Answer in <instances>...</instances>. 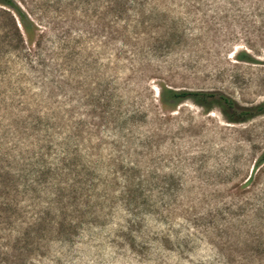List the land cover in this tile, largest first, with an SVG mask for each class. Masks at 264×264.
I'll use <instances>...</instances> for the list:
<instances>
[{"label":"rangeland","instance_id":"374dc122","mask_svg":"<svg viewBox=\"0 0 264 264\" xmlns=\"http://www.w3.org/2000/svg\"><path fill=\"white\" fill-rule=\"evenodd\" d=\"M0 13V264H264V0H14ZM246 53L249 60L240 61Z\"/></svg>","mask_w":264,"mask_h":264},{"label":"trees","instance_id":"16d2710c","mask_svg":"<svg viewBox=\"0 0 264 264\" xmlns=\"http://www.w3.org/2000/svg\"><path fill=\"white\" fill-rule=\"evenodd\" d=\"M0 13L12 20V26L19 38L26 37L27 41L32 43L35 26L14 0H0ZM249 58L246 53L238 56L240 61L249 60ZM184 101H192L206 111L216 109L231 124L245 123L264 115V103L241 107L232 98L220 92L176 91L166 88L161 90V103L165 106L175 107ZM263 163L264 153L258 160L259 165Z\"/></svg>","mask_w":264,"mask_h":264}]
</instances>
